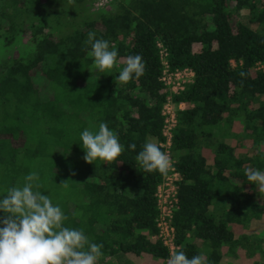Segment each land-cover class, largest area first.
I'll use <instances>...</instances> for the list:
<instances>
[{"label":"trees","instance_id":"16d2710c","mask_svg":"<svg viewBox=\"0 0 264 264\" xmlns=\"http://www.w3.org/2000/svg\"><path fill=\"white\" fill-rule=\"evenodd\" d=\"M93 2L0 0V46L10 48L0 55V199L36 172L39 190L67 216L64 226L103 245L99 258L149 253L164 264L155 224L163 175L145 172L136 157L149 141L163 151L161 110L170 97L176 250L198 255L196 237L215 260L226 245L264 264V225L253 226L264 221V193L245 176L246 168L264 172V67L256 65L264 62V0ZM90 31L118 51L111 74L93 67ZM136 54L144 74L117 84L123 61ZM164 63L190 67L192 79L170 92ZM101 122L124 151L89 164L80 134Z\"/></svg>","mask_w":264,"mask_h":264},{"label":"clouds","instance_id":"9594fccd","mask_svg":"<svg viewBox=\"0 0 264 264\" xmlns=\"http://www.w3.org/2000/svg\"><path fill=\"white\" fill-rule=\"evenodd\" d=\"M68 3L74 5L75 0H68ZM85 43L91 45L87 54L93 59V67L100 73L111 74L117 64V49L110 47L107 40L96 39L91 31ZM123 63L125 66L115 77L117 84L139 79L145 72L139 54L129 55ZM80 140L85 151L83 159L89 164L97 159L105 164L112 163L124 151L118 134L104 122L95 133L83 130ZM135 147V144L129 145L132 150ZM136 160L149 173L167 175L172 167L169 155L151 141L144 144ZM245 176L264 193V172L246 168ZM39 179L38 173H29L22 187L9 188L7 195L0 199V211L5 213L0 217V225H3L0 226V264H97L103 255V245L90 242L83 230L64 226L67 216L48 195L42 194ZM167 264H207V261L203 255L189 259L183 250H173Z\"/></svg>","mask_w":264,"mask_h":264},{"label":"built area","instance_id":"2783aa9c","mask_svg":"<svg viewBox=\"0 0 264 264\" xmlns=\"http://www.w3.org/2000/svg\"><path fill=\"white\" fill-rule=\"evenodd\" d=\"M107 1L108 0H94L93 6L94 8H98L103 6ZM256 65L257 67H264V62L260 64L257 63ZM192 76L193 70L188 66L169 69L167 67V63H164L161 79L165 84H167L169 91L174 92L182 87L184 81H190ZM183 106V101H179L177 103L178 108H182ZM161 112L164 116L161 128L164 141L161 144L163 145V152L169 155L171 128L175 123V109L170 101V97L166 98ZM177 178L178 174L172 166L168 174L163 175L155 190L157 202V215L155 217V224L157 228L156 234L160 238L162 245L165 246V249L167 250L164 258V264H167L171 251L178 248V244L174 241V226L171 223L172 210L176 204Z\"/></svg>","mask_w":264,"mask_h":264},{"label":"crops","instance_id":"0c3cea01","mask_svg":"<svg viewBox=\"0 0 264 264\" xmlns=\"http://www.w3.org/2000/svg\"><path fill=\"white\" fill-rule=\"evenodd\" d=\"M191 241L195 246L198 255H203L206 258L207 264H240V249L237 246H234V250H229L226 245H222L217 249L219 253L218 259L215 260V257H209V249L202 240L196 237H191ZM244 257L243 264H249V257ZM190 257L189 259H191ZM210 260H209V259ZM99 264H162L159 258H156L154 255L149 253H139L134 254L132 252H123L118 251L112 255H105L102 258L97 260Z\"/></svg>","mask_w":264,"mask_h":264},{"label":"rangeland","instance_id":"374dc122","mask_svg":"<svg viewBox=\"0 0 264 264\" xmlns=\"http://www.w3.org/2000/svg\"><path fill=\"white\" fill-rule=\"evenodd\" d=\"M9 47H1L0 46V55L1 54H3V53H5V52H7V51H9ZM235 136V135H234ZM234 138L235 137H229V138H226V140H228L229 142H233V140H234ZM264 225V221H260V222H257L256 221V223H254L253 224V226H255V227H259V226H263ZM242 251V250H241ZM240 255L242 256V258L240 259V264H243V260H244V257H243V253H240ZM258 255L259 254H256L254 257H252V258H250V259H248L249 260V264H251V261L255 258V257H258ZM245 256V255H244ZM97 264H99V263H97Z\"/></svg>","mask_w":264,"mask_h":264}]
</instances>
